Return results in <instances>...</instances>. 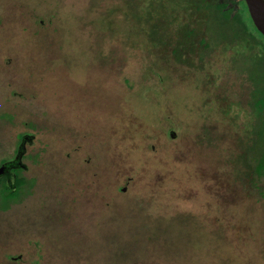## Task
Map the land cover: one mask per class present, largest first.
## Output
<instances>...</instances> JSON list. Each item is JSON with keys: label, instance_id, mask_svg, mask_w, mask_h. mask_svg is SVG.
Instances as JSON below:
<instances>
[{"label": "rangeland", "instance_id": "rangeland-1", "mask_svg": "<svg viewBox=\"0 0 264 264\" xmlns=\"http://www.w3.org/2000/svg\"><path fill=\"white\" fill-rule=\"evenodd\" d=\"M163 1L0 0V157L34 136L0 264H264L235 161L257 72L225 41L201 60L204 15Z\"/></svg>", "mask_w": 264, "mask_h": 264}, {"label": "trees", "instance_id": "trees-1", "mask_svg": "<svg viewBox=\"0 0 264 264\" xmlns=\"http://www.w3.org/2000/svg\"><path fill=\"white\" fill-rule=\"evenodd\" d=\"M167 1L171 2L170 7L166 1L158 3L161 8L165 5L166 10L163 11H168L165 14L174 13L178 8L183 10L191 8L190 12L204 15L201 20L204 27L203 33L205 34L208 30L210 34L207 39L202 36L198 40L199 48L203 45L206 49L210 48L208 51L210 52L216 47L220 48L219 44L225 41L230 44L229 47H235L236 51L242 52L241 62H244L245 59L250 61L252 69L256 70V77L251 87L240 88L244 93L242 97L247 95L245 101L242 100V104L248 117L242 139L247 143V163L264 178V37L253 25L244 0ZM183 32L184 41H192L191 37L195 34L194 28L185 25ZM180 51H183L180 45L172 49V52L179 56ZM230 102L223 108L224 113L230 111ZM15 185L23 188L24 180L19 178ZM4 187L5 197L14 195V191L7 186Z\"/></svg>", "mask_w": 264, "mask_h": 264}, {"label": "flooded vegetation", "instance_id": "flooded-vegetation-1", "mask_svg": "<svg viewBox=\"0 0 264 264\" xmlns=\"http://www.w3.org/2000/svg\"><path fill=\"white\" fill-rule=\"evenodd\" d=\"M1 22V20H0ZM159 30V31H158ZM156 31L161 32L162 31L160 29H158ZM161 33L155 34V36H160ZM165 41H163L162 43H164ZM159 43H161L159 41ZM208 49L204 48V46L202 45L200 47V51H198V53H200L199 57L201 59V54L203 53L202 57L205 56L206 52ZM202 60V59H201ZM229 89V87H228ZM223 114V113H222ZM207 132L204 133V135L207 137L208 143H210L209 146H211L212 148H214V144L218 145L219 141L216 140L217 137L213 134L212 131H210V129L206 128ZM244 130H246V127H244L242 129L241 133V137L240 139H238L236 141V146L238 147V158L235 159V161H238L240 164L242 163L243 169L242 172L246 173V179L248 180V192H253L256 194L257 197H261L263 195L264 192V178L256 173L252 167L250 166L249 163H247L248 158L246 157V144L245 141L242 139L244 137ZM171 134L174 135L175 131L174 130H170ZM20 132V139H19V144L18 146L16 145L15 147L13 146L12 149V156H7L4 157L1 156L0 157V166L3 165V172L0 173V212L5 213V211H7L8 209H10V207L12 205H16L19 204L21 201V188L16 187V183L18 181L19 178H22L24 180L25 185L28 183V180L25 178L23 172L27 169V165L25 163H23V159L25 158V156L27 155V151H26V146L32 143V139H33V135L30 134L28 131H19ZM242 139V140H241ZM223 144V143H221ZM223 146V145H222ZM229 156V155H228ZM233 161V160H232ZM234 161V162H235ZM228 163V162H227ZM236 170V169H235ZM253 170V171H252ZM235 174V173H234ZM238 179L240 175V171L237 172L236 170V174ZM242 175V173H241ZM4 186H7L10 190L14 191V195H9L7 197L4 196V193H1V189L5 188ZM4 200V201H3ZM6 203V204H5ZM19 233V237L21 236V232L18 231ZM8 255V258H10L11 260H15V256L11 255V254H6V256Z\"/></svg>", "mask_w": 264, "mask_h": 264}, {"label": "water", "instance_id": "water-1", "mask_svg": "<svg viewBox=\"0 0 264 264\" xmlns=\"http://www.w3.org/2000/svg\"><path fill=\"white\" fill-rule=\"evenodd\" d=\"M244 2L253 25L264 37V0H244ZM3 168L4 166L1 165L0 173L3 172Z\"/></svg>", "mask_w": 264, "mask_h": 264}]
</instances>
